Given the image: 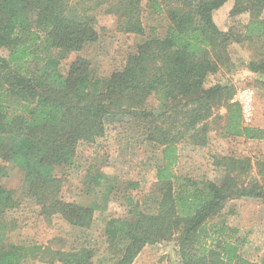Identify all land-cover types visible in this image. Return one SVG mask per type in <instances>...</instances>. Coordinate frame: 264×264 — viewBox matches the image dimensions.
Here are the masks:
<instances>
[{
	"label": "trees",
	"instance_id": "obj_1",
	"mask_svg": "<svg viewBox=\"0 0 264 264\" xmlns=\"http://www.w3.org/2000/svg\"><path fill=\"white\" fill-rule=\"evenodd\" d=\"M228 2L229 17L246 21L223 32L213 14ZM145 12L165 19L163 36L154 28L146 33ZM98 14L113 16L119 33L141 38L123 67L103 80L83 57L63 65L98 41ZM231 44L251 48L245 69L264 76V0H0V264H21L29 253L43 264H93L100 246L87 236L70 250L10 243L3 219L20 201L3 183L8 165L18 167L24 201L46 225L57 218L89 231L94 212L119 195L97 166L105 164L108 126L160 148L152 207L132 195L138 184L128 182L122 215L105 218L109 263L132 264L145 246L171 242L178 264H264V257L243 258L246 239L226 221L234 212H225L239 199L264 203V162L210 154L207 174L176 170L178 146L206 148L218 131L220 138L264 143V128L246 125L231 102L234 86L208 81L231 71ZM86 150L92 159L82 167ZM73 172L80 190L69 181ZM77 196L98 197L102 208Z\"/></svg>",
	"mask_w": 264,
	"mask_h": 264
},
{
	"label": "rangeland",
	"instance_id": "obj_2",
	"mask_svg": "<svg viewBox=\"0 0 264 264\" xmlns=\"http://www.w3.org/2000/svg\"><path fill=\"white\" fill-rule=\"evenodd\" d=\"M232 2L226 3L222 8L213 14V21L223 32L237 20L241 23L246 21V16L232 20L229 12ZM98 41L94 44H86L80 52L71 53L63 65L68 64L77 57H83L90 63L95 76L100 80L107 79L114 71L121 69L129 54L134 51L135 45L141 38L133 35H124L116 31V19L111 15L98 14L97 16ZM143 26L146 33L154 28L159 37L163 36L166 28V21L163 17L149 16L143 14ZM229 56L232 62L230 72L225 70L211 77L208 81L213 83H231L235 91L239 88H251L254 91V113L246 125L264 128V76L249 73L245 69V63L253 58L251 48L245 44H231L228 47ZM262 82V83H261ZM224 114V110L219 111ZM117 128V126H114ZM107 127L105 140L104 160L97 164L102 167L106 177L112 178L118 191V196H112L105 208L94 212V221L89 231L83 233L67 227L64 222L53 218V225H46L38 217V208L30 201H24V189L22 186L23 172L16 166L8 165V174L3 183L4 187L14 192V197L20 201V205L14 210L7 212L4 223L7 230H10L9 242L14 245L26 246L28 251L31 248L49 246L53 249L70 250L78 247L80 239L84 236L96 241L99 253L94 257L93 264H106L105 261L110 255L105 252V245L101 232L104 228L106 217L114 213L117 217L122 215L125 202L122 199L124 189L128 182H136L137 189L131 193L143 200L144 207H152V184L155 182V167L160 161V148L142 143L141 140L128 132L127 129H114ZM125 128V127H124ZM219 132V131H218ZM210 138L206 148H195L186 145L178 146L180 160L176 170L181 169L182 174L202 176L209 173V155L223 154L236 157H249L253 165L255 161L264 162V143L244 142L239 139L220 138L219 133ZM91 151L86 150L79 156L80 166L88 165L92 156ZM95 156H98L95 155ZM100 160V159H99ZM254 168V166H253ZM79 169V168H78ZM253 172L255 170L253 169ZM71 186L74 190H80L81 176L73 172L68 175ZM115 178V180H114ZM76 188V189H75ZM74 194V192H72ZM75 193H78L75 191ZM78 197V196H77ZM80 203L89 205L100 204L98 197H78ZM232 210L233 215L226 217V221L232 227L240 231V236L246 239V244L241 248V255L251 262H259L264 257V203L260 200L239 199L228 204L225 212ZM218 220V219H215ZM12 228V229H11ZM36 251L34 255L36 256ZM21 264H43L36 257L29 256ZM134 264H178L175 247L171 242L158 243L145 246L139 253Z\"/></svg>",
	"mask_w": 264,
	"mask_h": 264
},
{
	"label": "built area",
	"instance_id": "obj_3",
	"mask_svg": "<svg viewBox=\"0 0 264 264\" xmlns=\"http://www.w3.org/2000/svg\"><path fill=\"white\" fill-rule=\"evenodd\" d=\"M254 98L255 94L251 88H239L235 91L231 100L232 103H237L241 108L243 122L248 123L254 113Z\"/></svg>",
	"mask_w": 264,
	"mask_h": 264
},
{
	"label": "crops",
	"instance_id": "obj_4",
	"mask_svg": "<svg viewBox=\"0 0 264 264\" xmlns=\"http://www.w3.org/2000/svg\"><path fill=\"white\" fill-rule=\"evenodd\" d=\"M40 218V217H39ZM61 222V221H60ZM44 223V222H43ZM54 224V221L52 220V225ZM67 227H69V226H67ZM70 229H74V228H72V227H69ZM74 230H78V229H74ZM239 231V230H238ZM239 234H240V231H239ZM137 258V257H136ZM136 260V259H135ZM134 260V261H135ZM134 261H133V263L132 264H134ZM105 263L106 264H111V262L109 263V260H107V261H105Z\"/></svg>",
	"mask_w": 264,
	"mask_h": 264
}]
</instances>
